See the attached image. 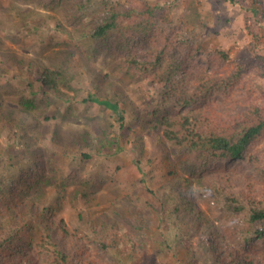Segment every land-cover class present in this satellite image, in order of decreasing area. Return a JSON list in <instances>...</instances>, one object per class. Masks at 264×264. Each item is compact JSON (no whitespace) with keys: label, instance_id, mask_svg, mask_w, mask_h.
I'll use <instances>...</instances> for the list:
<instances>
[{"label":"trees","instance_id":"1","mask_svg":"<svg viewBox=\"0 0 264 264\" xmlns=\"http://www.w3.org/2000/svg\"><path fill=\"white\" fill-rule=\"evenodd\" d=\"M225 1L238 4L236 0ZM170 2L157 0L153 4L148 0H126L112 3L100 0L104 12L94 16L86 31L95 42L93 48L84 51L68 47L64 58L50 60L49 66L37 59L12 61V66L26 68L18 72L23 78L21 83L28 89L36 85L40 96L22 98L18 105L9 106L3 102L2 96L20 95L21 91H9L0 81V140L4 136L12 140L5 148L0 147L4 167L0 175V264H94L85 253L83 241L70 234L64 221L58 218L67 200L79 198L87 203L86 206L91 205L90 196L94 194L89 184L91 181L78 175L84 170H71L66 178L62 177L55 162L59 152L70 149L64 145L69 141L71 147L79 148L75 160L78 169H83L92 160L91 154L83 150L111 155L120 146L121 139L128 135L125 132L118 135L113 124L102 117L99 121L93 118L94 133L90 128L83 130L87 128L84 127L72 136L69 129L63 128L71 115L70 105L62 113L56 109L47 113L44 110L55 100L75 104L87 87L83 79L73 75V59L79 57L89 66L91 54L106 45L112 52L110 42L116 38L121 39L116 50L121 56L119 65L125 68L127 76L135 77L137 83L146 76L156 77L154 80L159 83L157 87L162 98L174 104V112L163 114L151 127L157 135L158 147L164 150L162 155L167 162L169 177L155 189L147 187L146 192L154 209L158 207L174 215L188 212L190 215L186 221L191 226L190 232H197V239L184 235L175 239L169 249L175 251V245L179 243L190 255V260L181 264H202L195 257L196 247L202 241L208 248L211 264H264V258L248 248L228 245L216 220L206 216L199 204L203 198H213L212 201L219 203L229 215L230 222L238 225L244 221L253 229L254 238H264V199L249 198L244 189L233 193L230 190L232 175L226 171H212L218 161L233 158L248 162L258 175L264 177V168L259 167V158L252 150L254 143L264 135V93L261 102L249 96L233 109L229 108L228 100L210 103V98L222 97L244 75L253 74L249 78L251 82L261 75L264 55L257 54V42L261 34L258 24L264 20V0H250L248 7H239L246 12L245 30L250 37L247 45L242 48L217 47L208 51L186 32L168 31L160 26L166 20V7L174 6ZM56 27L60 29L58 23ZM128 35L133 38L132 42L126 40ZM67 36L71 40L72 35ZM232 48L236 51L230 57ZM202 51L208 53V66L194 64ZM9 58L16 60L13 53ZM230 63L234 67L231 73L220 74L219 70ZM31 68L36 69L34 74ZM88 71L91 88L83 102L90 100L101 107L100 112L117 115L119 128H122L124 112L119 92L102 87L106 74L101 73L99 77L93 69ZM175 72L180 75L175 77ZM136 116L135 123H138L141 120L138 112ZM59 117L61 122L51 128L50 120ZM134 138L131 139L134 143L130 153L137 170L143 175V166L148 161V142H144L141 131L134 132ZM6 170L14 172V176ZM71 180L79 187H74L67 195L65 188ZM50 191L56 193L52 204L48 202ZM112 213L119 216V209L113 208ZM146 215L148 220L150 213ZM103 216L106 220L98 226L97 233L102 251L112 246L129 255L128 264H157L154 255L144 250L147 244L140 230L126 231L121 224L113 225L111 215ZM97 224V220L89 223L94 229ZM201 229H208V233H201ZM35 230H38V239L34 236ZM242 235V238L250 236ZM108 239L111 243H107ZM164 242L161 246L167 248V241ZM66 247L70 249L67 251ZM171 251L168 254L175 262Z\"/></svg>","mask_w":264,"mask_h":264},{"label":"rangeland","instance_id":"2","mask_svg":"<svg viewBox=\"0 0 264 264\" xmlns=\"http://www.w3.org/2000/svg\"><path fill=\"white\" fill-rule=\"evenodd\" d=\"M109 1L117 3L126 0ZM148 1L153 4L157 2V0ZM170 1V5L174 4V6L166 7V20L160 26L168 31L182 30L186 32L192 39L195 38L196 43L202 49L208 51L217 47L237 46L242 48L250 42V37L245 30L244 16L246 12L239 8L248 7L250 0H236L239 5L231 4L225 0ZM103 12L100 0H0V81L9 91L15 89L21 91L20 95L4 94L3 102L9 106H15L22 98L34 99L40 96L36 85V87L28 89L23 82V84L21 83L23 78L18 72L24 71L23 69L26 70V68H20L18 65L12 66V61L37 59L49 66L50 60L61 61L66 55L68 47L77 50L82 48L84 51L93 48L95 42L86 31L94 16ZM56 23L60 29H57ZM258 25L261 28V34L260 40L257 42V54L262 56L264 55V20ZM68 34L72 35L71 40L67 36ZM126 40L132 42L133 38L128 35ZM120 41L121 39L116 38L114 42H110V46L113 48L112 52L107 49L106 45L93 55L90 53L89 66H86L81 58H74L71 64L73 75L83 79L87 88L81 92L75 104L55 100L47 110H44V113L54 109L62 113L66 112V107L70 105L71 115L65 120L63 128L69 129L72 136L78 134V131L84 127L87 128L83 130L90 128L94 133L93 118H98L99 121L102 117L113 124V129L117 131L118 135L124 134V132L128 135L127 138L121 139L120 146L111 155L97 154L90 149L83 150V152L91 154L92 158L88 162V166L83 169H78V161L75 160L79 148L71 147L69 141H66L64 145L70 149L59 152L55 162L58 173L66 178L71 170H84L78 175L91 181L89 184L92 185L91 189L94 190V194L90 196L91 205L88 206L79 198L67 200L59 212L61 217L58 218L64 221L70 234L83 241L85 253L90 262L94 264H128L131 260L128 254L112 246L106 251L101 250L97 233L98 226L106 220L103 214L111 215L110 219L114 222L113 225L121 224L126 231L140 230L147 244L144 246V250L154 255L157 264H175V262L181 264L190 260V255L183 250L179 243L175 245V251H171L169 248L175 239L184 235L193 236L192 240L197 239V232H190L191 226L186 221L190 214L182 212L180 215H174L170 214L168 210L164 212L158 207L154 209L150 204V195L146 192L147 187L155 189L169 177L167 162L162 155L164 150L158 147L157 135L154 134L151 127L157 124L158 118L163 114H172L174 104L170 100L162 98L161 90L157 87L159 83L154 80L156 77L146 76L142 78L141 83H137L134 81L135 77L131 79L127 76L125 68L119 65L121 56H119V51H116ZM235 51L236 48H232L230 57ZM11 53L16 56V60L9 58ZM199 54L200 57L194 64L208 66V53L202 51ZM233 68L230 63L220 69L219 73L230 74ZM89 69H93L99 77L101 73L106 74L107 79L102 85L104 89L108 88L111 92L114 90L119 92L121 109L124 112L122 128H119L117 115L108 111L100 112L101 107L90 100L83 102L88 97L87 93L91 88ZM30 70H34L33 74L36 71L34 68ZM134 74H136L135 71ZM174 74L175 77L180 75L177 72ZM260 74L254 78L253 82L249 79L253 77V74L244 75L241 80H238L239 83L233 89L227 90L222 97L210 98V103L218 104L228 100L230 101L229 108L233 109L238 106L239 101H244L249 96L261 102L260 97L264 93V67L260 70ZM136 112L139 113L141 119L138 123H135ZM61 120L60 117L57 120H50L49 125L53 128ZM142 121H145L144 125L141 124ZM45 123L47 124L46 121ZM140 131L145 139L144 142H148L146 149L148 161L143 166V175L137 170L130 153L133 143L137 141L134 138V132ZM4 133L10 132L5 131ZM11 141L4 136L0 140V147L5 148L4 146L9 145ZM129 141L132 142L129 143ZM252 147L254 155L259 158L261 163L259 167L264 168V135ZM212 171L214 173L226 171L232 175L233 181L230 183V190L233 193L244 189L249 194V198L264 199V177L258 175L248 162L233 158L222 159L216 163ZM3 172L4 167L0 160V175ZM6 172L10 176H14V172L8 170ZM221 179L223 180V178ZM70 182L65 188L67 195L74 190V187H79L74 185V180ZM55 196L56 193L50 191L48 202L52 204ZM212 200L211 197L203 198L199 204L206 216L216 220L219 231L226 238V243L237 248L246 247L254 254L264 258V238H254L253 229H250L244 221L234 225L230 222L229 215L219 207L220 204H216ZM113 208L119 209V216L112 213ZM146 213H150L148 220ZM244 216L242 215V217ZM96 220L99 224L94 229L89 223H94ZM149 220L151 221L148 222ZM34 232V236L38 239V230ZM200 232L208 233V229H201ZM242 233L250 236L242 238L244 236ZM215 234L217 233L215 232ZM164 241H167V248L161 246V243H165ZM107 243H111V240L108 239ZM200 243L201 245L196 247L195 257L202 264H211L212 259L208 248L202 244V241ZM69 249L70 247H66L67 251ZM169 251L173 253L175 262L168 254Z\"/></svg>","mask_w":264,"mask_h":264}]
</instances>
